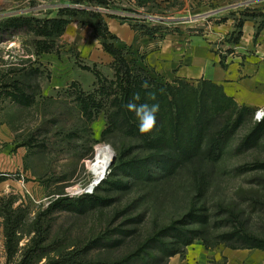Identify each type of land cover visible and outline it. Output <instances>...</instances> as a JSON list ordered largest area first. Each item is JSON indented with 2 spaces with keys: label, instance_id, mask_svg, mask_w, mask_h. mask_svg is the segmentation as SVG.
Returning <instances> with one entry per match:
<instances>
[{
  "label": "rangeland",
  "instance_id": "1",
  "mask_svg": "<svg viewBox=\"0 0 264 264\" xmlns=\"http://www.w3.org/2000/svg\"><path fill=\"white\" fill-rule=\"evenodd\" d=\"M106 1L109 5L90 0H0V264H31L21 255L37 246L45 252L34 264H46L108 229L136 230L123 245L94 246L95 259L119 260L154 231L191 211L209 218L203 240L196 242L210 248L246 247V235L264 239V168L257 167L264 163V138L250 151L238 149L264 120L256 111L244 114V126L217 164L145 181L131 175L130 140L119 132L104 135L109 128L106 104L93 122L78 108L77 98L91 94L100 102L102 91L117 85L112 65L89 67L100 74V84L95 72L77 65H93L72 44L74 32L81 29L88 37L83 24L95 22L85 19V13L100 14L105 22L112 18L133 28L157 30L160 36L196 35L216 23L209 19L213 0H148L144 5L139 0ZM55 20L69 22L59 37ZM47 32L54 36H45ZM72 67L76 75L59 86L57 77ZM98 146L110 147L115 160L104 180L86 192L94 180L90 167ZM8 204L13 212L9 216ZM11 217L10 230L21 249L16 256L7 249L5 231ZM112 236L120 238L117 233Z\"/></svg>",
  "mask_w": 264,
  "mask_h": 264
},
{
  "label": "trees",
  "instance_id": "2",
  "mask_svg": "<svg viewBox=\"0 0 264 264\" xmlns=\"http://www.w3.org/2000/svg\"><path fill=\"white\" fill-rule=\"evenodd\" d=\"M95 1L100 5H109L106 0H90V2ZM139 1L141 5L148 2V0ZM85 19H95L93 24L86 23L83 26L94 30L105 51L113 57L112 66L115 70L117 85L115 88L102 91L105 97L100 102H97L91 94L77 98L79 112L88 122H93L99 116L101 105L106 104L109 128L104 135L119 132L130 140V152L134 154L131 175L145 181L162 180L175 176L189 167L217 164L224 156L231 140L244 126L246 120L244 114H253L255 110L239 106L225 95L220 86L211 81L176 80L174 85L169 82H158L149 75L148 71L127 62L128 52L115 47L117 38L111 35L107 23L100 14L87 12ZM57 24L59 29L56 37H59L69 22L60 21ZM242 25L243 19L236 28L240 30ZM263 26L264 22L259 30ZM134 29L144 36L151 37L158 32L150 29L146 31L145 27ZM44 35L54 36L51 32ZM240 37L241 32L238 33L234 43H237ZM47 52L44 49L43 53ZM94 68L85 67L84 69L95 72ZM95 74L100 84V74L97 72ZM135 93L141 96V100L136 103H159L160 105L157 125L151 132L141 133L135 114L125 107ZM151 94H155V100L150 98ZM263 138L264 120L241 141L238 149L241 152L250 151L256 148ZM257 167L264 168V163ZM5 208L7 216L13 213H11L10 204ZM18 211L22 212L20 209ZM208 221L209 218L206 215L191 211L170 225L154 231L133 253L115 261L95 259L92 255L94 246L108 248L112 245H123L127 238L136 233V230L120 232L118 229H108L92 240L79 242L72 248L58 253L47 260L46 264H168L172 257L183 256L189 246L197 240H203L202 229L208 225ZM138 222L141 223V221ZM12 223L11 217L5 231L7 249L10 256H16L21 249L16 233L10 230ZM116 233L120 238H113L112 235ZM236 235L239 236V234ZM246 236L248 237L245 239L250 242L248 246L230 248L264 251V239ZM241 238L244 239V236ZM222 241L227 243V240ZM44 252L45 250L37 246L31 248L26 254L22 253L21 257H26L29 263L34 264L42 258V255L44 256Z\"/></svg>",
  "mask_w": 264,
  "mask_h": 264
},
{
  "label": "crops",
  "instance_id": "3",
  "mask_svg": "<svg viewBox=\"0 0 264 264\" xmlns=\"http://www.w3.org/2000/svg\"><path fill=\"white\" fill-rule=\"evenodd\" d=\"M213 3L215 6L210 9L213 12L209 19L213 18L216 23H209L203 34L180 32L151 37L142 35L128 22L110 18L106 23L111 35L117 38L115 47L128 52L127 62L136 64L163 82L211 81L239 106L262 111L264 26L260 30L259 27L264 22V0H213ZM242 19L243 25L238 30L236 24ZM84 28L89 30L88 37L80 29L72 35V44L93 65L77 64L82 66L79 68L112 65L113 57L105 51L94 30ZM239 32L241 37L234 43ZM73 70V67L65 70L57 77L59 86L72 80L71 76L76 75ZM168 264H264V251L219 246L208 248L202 242H196L183 256L172 257Z\"/></svg>",
  "mask_w": 264,
  "mask_h": 264
},
{
  "label": "clouds",
  "instance_id": "4",
  "mask_svg": "<svg viewBox=\"0 0 264 264\" xmlns=\"http://www.w3.org/2000/svg\"><path fill=\"white\" fill-rule=\"evenodd\" d=\"M146 87V85H145ZM150 98L155 100V94H151ZM139 93L133 94L132 100L126 104V108L135 114L138 121V129L141 133L151 132L157 125V117L160 111L159 103H136L140 101Z\"/></svg>",
  "mask_w": 264,
  "mask_h": 264
},
{
  "label": "bare ground",
  "instance_id": "5",
  "mask_svg": "<svg viewBox=\"0 0 264 264\" xmlns=\"http://www.w3.org/2000/svg\"><path fill=\"white\" fill-rule=\"evenodd\" d=\"M112 153V149L107 146H98L96 148V156L90 167V170L94 175L93 183L106 175L107 168L109 169L111 162Z\"/></svg>",
  "mask_w": 264,
  "mask_h": 264
},
{
  "label": "water",
  "instance_id": "6",
  "mask_svg": "<svg viewBox=\"0 0 264 264\" xmlns=\"http://www.w3.org/2000/svg\"><path fill=\"white\" fill-rule=\"evenodd\" d=\"M109 148H110V147H109ZM114 160H115V155H114V153H112V158H111V162H110L109 168H110V166L114 163ZM103 180H104V176H103L101 179H99L98 181H95L92 185L88 186V187L85 189L86 192H90V191L94 190V188H95L98 184H100ZM94 186H95V187H94Z\"/></svg>",
  "mask_w": 264,
  "mask_h": 264
},
{
  "label": "built area",
  "instance_id": "7",
  "mask_svg": "<svg viewBox=\"0 0 264 264\" xmlns=\"http://www.w3.org/2000/svg\"><path fill=\"white\" fill-rule=\"evenodd\" d=\"M257 117H264V110L257 112Z\"/></svg>",
  "mask_w": 264,
  "mask_h": 264
}]
</instances>
